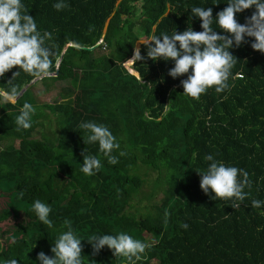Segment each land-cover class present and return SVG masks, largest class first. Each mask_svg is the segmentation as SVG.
I'll return each instance as SVG.
<instances>
[{
  "label": "trees",
  "instance_id": "1",
  "mask_svg": "<svg viewBox=\"0 0 264 264\" xmlns=\"http://www.w3.org/2000/svg\"><path fill=\"white\" fill-rule=\"evenodd\" d=\"M57 2L22 0L38 30L52 33L50 43L62 57L57 77L33 83L14 103L0 98V186L11 193L0 210V264L13 258L40 264V252L54 257L51 247L67 231L65 220L83 240V264H128L107 247L93 254L87 242L121 232L145 243L153 236L137 264H264V206L251 208L252 199L264 201V53L245 37L230 49L238 60L230 90L210 89L198 101L183 95L187 75H168L174 61L147 58L153 36L189 26L202 31L192 7H211L216 19L229 0H63L69 7L61 11L53 7ZM254 11L237 13V21L245 24ZM213 28L226 35L215 21ZM140 35L149 39L139 48L145 60L127 67ZM16 71L0 78V88L9 87ZM31 81L21 72L14 83L24 88ZM63 81L64 101L35 100L34 87ZM25 102L36 112L30 129L17 130ZM89 121L116 137L117 164L108 163L98 143L85 144L79 125ZM86 149L101 160L93 176L81 171ZM209 154L249 173L251 196L240 208L201 189L197 171H206ZM37 199L52 209L51 228L32 210Z\"/></svg>",
  "mask_w": 264,
  "mask_h": 264
},
{
  "label": "clouds",
  "instance_id": "2",
  "mask_svg": "<svg viewBox=\"0 0 264 264\" xmlns=\"http://www.w3.org/2000/svg\"><path fill=\"white\" fill-rule=\"evenodd\" d=\"M227 4L217 14L216 19L213 18L211 7H192L191 18L200 19L202 31H194L189 26L183 33L175 30L171 35L153 36L146 45L148 59L174 61V67L168 73L172 78L187 75V79L182 80L181 84L183 95L191 99L198 101L210 89H214L217 94L230 90L229 80L236 78L232 69L238 61L230 49L234 45L238 48L244 44L245 37L254 38L251 47L264 53V0H229ZM53 7L61 11L69 5L59 0ZM252 8L255 11L250 18H246V23H239L237 13ZM214 21L226 35L218 34L214 30ZM52 40V33H41L38 30L35 19L28 14L22 0H0V78L13 69H19L13 73L7 84L9 87L0 88V98L13 103L19 98L22 88L14 81L21 72L30 76L33 83L57 77L61 59L54 51L56 45L50 43ZM144 60L140 49L135 48L133 57L124 64H135ZM236 75L239 76V73ZM35 112L36 108L25 102L15 120L17 130L30 129ZM79 127L83 130L86 145L98 143L99 152L107 158L109 164L115 165L119 162L114 152L120 149V144L106 125L89 121L81 123ZM86 152L81 171L88 176L96 175L102 167L101 160L89 155L88 149ZM125 154L123 151L119 152L120 156ZM193 155L195 157V153ZM205 160L210 162L206 171H197L201 175L200 187L203 192L209 194L211 190L215 194L211 199L231 201L232 208H240L241 203L251 196L252 181L249 173L234 166H226L210 154L205 156ZM23 195L21 191L19 196L22 198ZM262 206L264 201L251 200V208L260 209ZM32 210L43 225L49 228L53 226V221L49 219L52 211L49 205L37 199L32 204ZM168 215L165 212V224L168 222ZM64 226L67 231L61 232L51 247L54 257L40 252L37 257L40 264H83V240L73 231L71 221L65 220ZM181 227L187 229L189 226L182 223ZM87 242L92 245L93 254H98L107 247L118 259L123 258L128 264H137L149 247V244L123 232L117 235H92ZM4 264H18V261L15 258L8 259Z\"/></svg>",
  "mask_w": 264,
  "mask_h": 264
},
{
  "label": "rangeland",
  "instance_id": "3",
  "mask_svg": "<svg viewBox=\"0 0 264 264\" xmlns=\"http://www.w3.org/2000/svg\"><path fill=\"white\" fill-rule=\"evenodd\" d=\"M148 41H149V39H146L143 35H140V38L135 42V48H140L142 43H145ZM126 66L127 67L131 66V64L126 65ZM66 85H67V82H64V81L63 82H56V83L50 84L48 86L38 85V86L33 88V95L35 97V100L41 104H43V103H59V102L64 101V99H62V97L60 96V91H61V89L65 88ZM67 111H68V109L65 110V112H67ZM44 126L47 127L46 122H44ZM16 144H17V142H16ZM155 177H156L155 174L151 175V178H155ZM143 190L149 192L150 187L146 185V186H144ZM9 194H11V193L9 192L7 187L0 186V210L5 209V207L7 206V196ZM161 196H162V194L158 193L155 196V198L159 199ZM143 204H141V205H143ZM6 224H7V222L2 223L1 227L4 229ZM146 242L147 243H154L155 240H154L152 235L147 234L146 235ZM150 264H158V261L153 260Z\"/></svg>",
  "mask_w": 264,
  "mask_h": 264
},
{
  "label": "water",
  "instance_id": "4",
  "mask_svg": "<svg viewBox=\"0 0 264 264\" xmlns=\"http://www.w3.org/2000/svg\"><path fill=\"white\" fill-rule=\"evenodd\" d=\"M71 46H73L72 44H70ZM98 44H96V45H94V46H92V47H90V49H94L96 46H97ZM133 57V56H132ZM131 57V58H132ZM62 58V57H61ZM60 58V59H61ZM130 58V59H131ZM129 59V60H130ZM126 66V65H125ZM57 74H58V72H57ZM32 84H33V82L31 81L29 84H27L24 88H22V94L19 96V97H21L22 95H23V93L27 90V89H29L31 86H32Z\"/></svg>",
  "mask_w": 264,
  "mask_h": 264
}]
</instances>
